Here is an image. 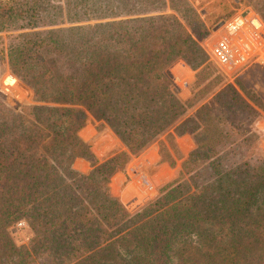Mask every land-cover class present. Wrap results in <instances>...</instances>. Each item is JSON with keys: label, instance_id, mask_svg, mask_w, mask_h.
I'll use <instances>...</instances> for the list:
<instances>
[{"label": "trees", "instance_id": "trees-1", "mask_svg": "<svg viewBox=\"0 0 264 264\" xmlns=\"http://www.w3.org/2000/svg\"><path fill=\"white\" fill-rule=\"evenodd\" d=\"M179 2L169 0L166 14L165 0H65L64 8L0 0V66L38 103L15 110L0 101V264H264L255 235L264 227V162L226 168L221 150L236 143L233 133H249L233 124L248 106L225 86L181 121L196 94L181 102L168 68L182 60L198 70L196 85L205 81L200 43L209 31ZM89 117L126 151L95 160L78 137ZM163 134L158 154L170 167L182 158L175 138L192 136L179 175L188 179L130 213L110 195V178ZM76 158L92 169L74 170ZM21 222L32 232L23 249L9 232Z\"/></svg>", "mask_w": 264, "mask_h": 264}, {"label": "rangeland", "instance_id": "rangeland-1", "mask_svg": "<svg viewBox=\"0 0 264 264\" xmlns=\"http://www.w3.org/2000/svg\"><path fill=\"white\" fill-rule=\"evenodd\" d=\"M53 1L57 6L64 8L65 0ZM172 3L175 6L183 4L179 0H172ZM185 3L195 10V13L202 19L209 31L207 37L200 43L207 57L206 64L208 65L209 75L205 81L196 85L198 70L191 69L182 60H177L168 68V73L178 88L177 96L181 102L190 101L196 94V102L188 109L181 121L193 115L203 104L211 102L220 88L232 87L248 106L247 110L237 112L238 119L234 120L233 124L245 123L242 130L247 127H251V129L244 136L233 133V137L237 140L236 143H228L221 148L224 153L223 162L226 168L242 161H248L251 165L258 166L264 162V132L255 130L254 124L259 120L264 121V67L253 63L239 70L224 71L219 69L212 61L209 46L223 33L222 26H218L222 22H227L241 14H246L248 17L255 16L264 24V0H185ZM165 8L164 13H173L169 9V0H165ZM254 23L259 24L256 19L253 21ZM64 26H67V24ZM181 69H183V73L180 75ZM6 74L17 80L18 90L15 94H9L2 89L1 78ZM177 75L180 76L177 78ZM182 79L185 81L184 84H182ZM207 87H210V89H207ZM0 101L8 108L15 110L23 106L38 104L33 97L32 90L20 78L13 75L6 65L0 66ZM97 126L98 123L89 117L86 126L78 132L79 139L88 144L95 160L101 163L114 153L126 151L124 144L109 128L99 129ZM226 127L228 131L233 130L232 125ZM172 130L170 129V131ZM159 141L165 142V134L147 146L137 156L132 157L124 173L116 172L110 178L109 193L112 197L118 199L121 204V194L129 188L132 189L133 194L137 193V195L142 196L140 202L132 208H128L127 204H122L130 213H134L145 205L142 202L144 198L148 197V202L152 201L158 190L164 185L173 183L176 180L188 179V176L179 178V175L183 160L195 148L192 136L184 134L175 138L176 146L182 158L177 160L173 167L160 162L158 154ZM72 168L84 174L92 169L91 162L83 158H76L72 162ZM209 176L210 172L208 170L204 169L201 172L202 181L209 179ZM146 191L150 193L145 194ZM133 194H131V197L135 196ZM133 200L135 202L134 197L131 201L133 202ZM9 232L15 245L20 249L27 247L29 239L32 237L30 228L24 222L16 224L9 229ZM261 232L264 234V227L255 232V235L264 240V236L260 234ZM33 261L32 264H53L46 257H37Z\"/></svg>", "mask_w": 264, "mask_h": 264}, {"label": "built area", "instance_id": "built-area-1", "mask_svg": "<svg viewBox=\"0 0 264 264\" xmlns=\"http://www.w3.org/2000/svg\"><path fill=\"white\" fill-rule=\"evenodd\" d=\"M255 16L241 14L224 22L218 36L209 46L212 61L219 69L235 71L249 64L264 67V24L253 25Z\"/></svg>", "mask_w": 264, "mask_h": 264}, {"label": "bare ground", "instance_id": "bare-ground-1", "mask_svg": "<svg viewBox=\"0 0 264 264\" xmlns=\"http://www.w3.org/2000/svg\"><path fill=\"white\" fill-rule=\"evenodd\" d=\"M256 20L258 21V19H256ZM253 25L256 26V27L259 26L258 23H254ZM184 83H185V81L182 79V84H184ZM1 86H2L3 91L7 92L9 94H15L17 92V90H18L17 80L14 77H12L11 75H6L3 78H1ZM149 188H151V187H149ZM149 193H150L149 191L145 192V194H149ZM131 194H133L132 193V189L129 188V189L125 190L121 194V197H120L122 204L123 203L127 204L128 208H132L133 206H135L137 203L140 202V200L142 198V196L140 194L137 195V193L136 194L134 193L133 195H135V196H133V197L135 198V202L136 203L134 202V200L132 202L131 199L133 197H131L132 196Z\"/></svg>", "mask_w": 264, "mask_h": 264}, {"label": "water", "instance_id": "water-1", "mask_svg": "<svg viewBox=\"0 0 264 264\" xmlns=\"http://www.w3.org/2000/svg\"><path fill=\"white\" fill-rule=\"evenodd\" d=\"M222 25H223V22L218 27H220ZM254 128H256L259 132H264V122L260 121V120L255 122ZM148 201H149V198L146 197V198L143 199L142 202H143V204H146V203H148Z\"/></svg>", "mask_w": 264, "mask_h": 264}, {"label": "crops", "instance_id": "crops-1", "mask_svg": "<svg viewBox=\"0 0 264 264\" xmlns=\"http://www.w3.org/2000/svg\"><path fill=\"white\" fill-rule=\"evenodd\" d=\"M260 121H263V120H260ZM264 122V121H263ZM255 130H257L256 128H254ZM258 131V130H257Z\"/></svg>", "mask_w": 264, "mask_h": 264}]
</instances>
